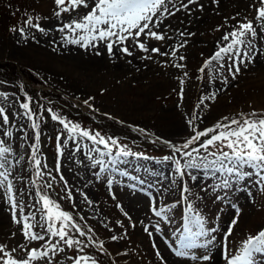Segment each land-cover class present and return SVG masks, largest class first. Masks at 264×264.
<instances>
[{"label":"rangeland","instance_id":"374dc122","mask_svg":"<svg viewBox=\"0 0 264 264\" xmlns=\"http://www.w3.org/2000/svg\"><path fill=\"white\" fill-rule=\"evenodd\" d=\"M89 3L92 4L93 0H89ZM253 3L254 0H166L165 6L173 14L169 15L163 8L157 14L162 16L161 22L169 27L157 30L150 25L153 31L164 35L165 39L157 41L142 33L138 38L129 37L123 44H119L116 38L112 37L107 42L114 41V48L121 45L128 47L132 55L114 48L112 55L104 51L98 60L96 54L85 55L86 58H94L100 66L101 71L94 72L86 66L75 64L74 59L49 61L42 55L43 52L34 49L38 44L46 47L48 42L53 48L59 44L73 46L74 44L68 41L77 38L76 34L68 30L61 32L59 29L64 23L73 19L79 20L89 9L80 8L77 11L62 13L58 18L54 15L55 11H58L55 0H0V61L18 70L27 68L45 82V85L39 88L33 90V85L32 89H29L28 98L32 108L35 109L37 95L41 96L39 91L52 89L72 101H77L82 110H77L60 100L55 104L48 101L46 106L42 105L44 109L41 123L39 122L43 134L42 145L37 152H33L34 149L26 136L30 118L25 114L27 110L21 107L22 96L17 93L14 82L0 81V107L5 108L9 117L7 125L2 123L0 117V140L4 141L3 146L11 149L4 157H0V163L5 165L0 168V172L8 173V179L0 186V246H4L5 251L20 259L27 258V252L32 248L43 251L59 239L52 237L41 227L46 225L47 216L41 200L42 185L35 178L31 162L35 153V161H41L39 167L36 165L37 173L48 186L51 185L47 190L59 204V209L71 212L87 229L91 228L92 232L87 230V236L93 235L92 238L97 244L103 241L104 249L89 244L80 252L75 247L67 248L61 242L58 248H63V251L58 250L55 254L50 251L48 257L32 261L31 264H73L69 257L79 255H87L95 259L97 264H109L108 258L112 259L114 264H160V260L155 256L153 243L165 258L166 264H196L187 257L176 256L173 251L178 246V237L183 229L186 204L181 199V182L177 181L175 185L172 183L176 179L174 165L164 157L173 156L174 150L170 145H182L194 135V128L202 131L222 121L224 117L238 118L241 113L247 116L253 111L264 112V55L255 59L257 52L264 48V35L258 36L255 41L253 61L241 64V70L235 78L229 72L233 63L230 56L212 61L204 72L200 71L222 45L216 44L218 38L231 32L238 22H244L245 17L253 20L256 15ZM157 14L153 21L157 20ZM209 14L216 16V21L206 16ZM193 16L195 18L192 19ZM29 17L34 25L39 24L45 31L27 26L25 21ZM36 17H39V20ZM185 17L190 19L187 24L189 31L195 19L202 17L209 20L206 25L199 27L197 33L191 31V35L183 37L181 33L184 29L178 24ZM217 17L221 19L217 20ZM233 17L235 19H232ZM254 23L259 31L260 22ZM13 26L17 31L11 30ZM20 28L24 29L23 36L19 32ZM49 39L50 41H47ZM107 42L99 44L107 46ZM137 42L145 43L149 50L159 48L160 53L167 55L144 52L136 46ZM97 44L98 42L92 43L90 46ZM30 46L31 48H27ZM90 46L83 48L89 49ZM173 51L176 55H172ZM180 56L185 59L180 60ZM177 64H183L184 67H175ZM22 81L27 82V78L23 77ZM53 114L68 123L69 128L74 125L79 127L74 132H69L59 120L52 119ZM194 116L196 119H193ZM189 121L192 123L189 124ZM141 129L143 131H140ZM81 130L93 135L99 132L105 138L116 139L119 146L142 153V157L146 156L148 159L143 158L142 163L145 164H142L139 159L128 157L121 163V157L120 163L109 164L106 168L105 171L111 174H101L99 165L92 166V159H102L107 155L99 157L97 152H91L92 159H89V150L98 145L81 136ZM6 132H11L12 135L6 136ZM57 137H60L59 153ZM203 139L205 138H201V142ZM109 144L111 146L110 141ZM198 145H190L183 151H191L192 148L199 147ZM200 154H205L203 149ZM114 156L115 153L110 158ZM175 158L181 159L182 162L187 159L181 157L180 153H175ZM132 166L140 167L144 172H134L131 170ZM113 168L119 169L122 174L113 171ZM191 171L200 174L197 182L185 177L193 193L190 197L193 207L205 217L207 228L217 229L212 233L215 241L210 245L213 259L202 264H226L223 257V237L235 216L233 205L239 207L241 212L233 235L229 238L232 253L239 251L249 235L254 236L264 229V184L257 183L258 177L253 174L244 181L234 182L228 189L214 190L213 186L219 182V174L213 177L211 174L206 176L203 170ZM89 175L93 178L102 176L105 182L99 179L98 182L105 189L107 187L111 190V193L117 194L120 191L117 196L114 195L113 209H118L117 204L124 201L121 194L142 197L141 192L132 188L136 181L153 185L151 187L155 189L151 191L155 195L149 200L143 198L144 217L139 205H135L136 210L140 212L135 215V221L128 222L122 216H118L119 220L111 217L110 205H106V202L100 205L99 201L91 196L93 180ZM117 175L126 183H116ZM0 180H3V177H0ZM109 180L112 181L111 186L108 184ZM9 182L12 184L11 192L8 191ZM21 185L27 190L25 195L19 192ZM156 189L160 191L157 196ZM13 203L17 205L15 209L12 207ZM154 204L157 209H171L166 213L167 219L153 214L151 205ZM172 205L175 207H171ZM14 214L19 223L14 222ZM25 217L27 223L34 225L32 230L44 235L45 240L29 241L24 237ZM36 217H41L42 220L36 222ZM117 221L121 223L118 224ZM144 222L150 223L153 229L159 225L165 234L160 238H147L143 230ZM69 232L73 238L88 244L87 238L80 237L70 226ZM114 235L118 237L115 241L111 239ZM195 251L197 255L206 253L205 249ZM253 264H264V253H255Z\"/></svg>","mask_w":264,"mask_h":264},{"label":"snow or ice","instance_id":"6c2138e0","mask_svg":"<svg viewBox=\"0 0 264 264\" xmlns=\"http://www.w3.org/2000/svg\"><path fill=\"white\" fill-rule=\"evenodd\" d=\"M194 2V0H189ZM58 11H55L54 15L60 17L62 13H69L77 11L80 8L89 9L85 15L79 20L73 19L69 23H64L59 31L64 32L68 30L71 33L76 34L77 38L71 39L70 43L80 44L82 47H89L93 41H108L110 38L115 37L116 42L123 44L129 37L138 38L142 33L146 36L162 41L165 39L164 35L158 34L152 30V27H157L158 24L153 21V17L160 12L163 8L164 12H168L169 15L173 14L169 12L166 5V0H93L90 4L89 0H55ZM258 5V6H257ZM187 7V5H184ZM252 7L255 8L256 15L253 20L244 18V22H238L231 32L226 33L223 37V41H230L226 46H220L219 50L205 62L204 67L200 69L201 72L205 71L212 61H219L223 56H230L233 59L232 65L229 67V72L232 73L233 78L240 72V65L251 63L254 59L252 53L254 51V44L258 36L264 35V0H254ZM39 20V17H36ZM232 19H235L233 17ZM260 22L259 31L254 23ZM25 24L27 26L36 27L39 31L45 30L39 26V24H33L32 18L29 17ZM150 25L152 27H150ZM12 31H17L13 28ZM135 30V31H133ZM147 30V32H146ZM20 34L24 35V29H19ZM82 33V34H81ZM183 35V33H181ZM137 47L144 52H153L162 55L167 53H160L159 48H149L143 42H137ZM183 45H181L182 47ZM114 42H107V50L110 55L113 54ZM245 49L241 51L240 49ZM123 53L131 56L132 52L128 47H122L119 49ZM99 54V53H97ZM172 55H176L173 51ZM150 58V57H148ZM180 60H184L185 57L180 56ZM175 67L182 68L183 64H177ZM186 75V73H185ZM227 83V80L224 81ZM183 85V80H181ZM181 98H183V88L181 89ZM87 103V101H85ZM203 103V100H201ZM21 107L26 111V115L31 119L32 113L28 103H22ZM0 117H2V123L7 125L9 123V117L6 114V110L0 107ZM53 120H59L64 125L65 129L69 132H74L79 126L74 125L69 128V124L63 119H60L57 115H52ZM193 119H196L194 116ZM192 121H189L191 124ZM39 125L35 122L32 123V128L37 129ZM140 131H143L141 129ZM194 135L184 142L180 146L170 145L173 148V156L164 157L165 160H170L174 165V173L176 179L172 181L175 185L177 181L181 182L180 194L181 199L185 202V215L183 229L178 237V246L173 249L175 255L178 257H187L196 264H202V262H209L213 259L210 245H213L215 241V233L217 229L207 228L205 217L193 207V203L190 197L193 196L191 188L189 187L188 180L185 177H189L191 181L195 182L197 176L192 173L191 170H203L205 175L211 174L216 177L219 174V182L213 186V189H228L234 182L238 183L244 181L247 177H251L253 174L258 177L257 183L264 184V112L257 113L255 111L245 116L243 113L238 118L224 117L222 121H218L212 127H208L202 131L193 129ZM6 136H11V132H6ZM80 135L93 141L94 144L103 145L107 152L102 151L100 148H92L89 150V159H92L90 153L97 152L99 157L112 156L113 148L116 146L115 156L110 161L104 159H92V166H100V172H104L109 164L115 165L121 157H142V153L133 152L127 149L126 146H119L117 140L111 137L105 138L100 135L99 132L90 134L88 131L81 130ZM201 138L203 141L201 142ZM36 139L39 141V133H36ZM58 153L61 151L59 140L57 137ZM111 142V146L109 144ZM169 143V142H165ZM199 144V147H194L191 151H183L188 149L190 145ZM4 141L0 140V157H4L5 153L11 151L9 147H5ZM35 148V146H33ZM201 149L204 151V155H201ZM214 149V150H212ZM227 149V150H225ZM79 150V148L77 149ZM175 153H180L181 157H185L183 162L181 159L175 158ZM196 153V155H193ZM144 159L148 157L144 156ZM36 165L39 167L41 161L36 160ZM4 163H0V168H4ZM246 169H250L246 170ZM39 174V173H38ZM126 175V173H125ZM0 186H3L4 181L8 179V173L0 172ZM63 179V177H61ZM111 186L112 181H108ZM51 185H49L50 187ZM8 191H12L11 182L8 183ZM199 199V196L196 197ZM219 199V197H217ZM43 201V207L46 211L47 223L41 225L46 233H49L52 237H58L56 243L51 244L50 248H45L43 251L37 248H32L27 252V258L17 259L13 257L9 252L5 251L4 246H0V262L2 264H31L32 261L42 259L49 256L51 251L55 254L58 250L63 251V248H58V245L62 242L67 248H77L80 252L84 251L85 247L89 244L95 245L101 250L104 249L103 241L98 244L93 240L92 236H87L86 232L81 229L80 225L73 222V217L64 211L59 210V206L51 201L46 195L41 196ZM15 209L17 205L12 204ZM117 207L121 206L117 204ZM171 207H175L172 205ZM235 208V216L231 220L225 235L223 237V257L226 264H253V256L255 253H264V229L258 231L256 235H249L239 248L237 253H232L229 248V238L233 235L234 228L238 223L240 216V208L233 205ZM170 208L160 207L157 209L155 204L152 207V212L156 217H162L167 219L166 213ZM125 216L128 214L125 212ZM14 222L19 223L15 214L13 216ZM35 219V217H33ZM130 219V217H129ZM120 224V221H117ZM58 225V226H57ZM69 226L79 234L80 237H86L88 244H85L83 240L75 239L70 235ZM134 226V225H133ZM33 224L27 223V217H25V223L23 224V235L29 241H43L45 236L41 235L32 229ZM144 232L152 237L153 232L149 230L148 226L144 227ZM155 231L159 232L160 227L157 225ZM88 232H92L89 228ZM113 241L117 240V236H112ZM155 249V256L160 260V264H166L165 258L153 243ZM205 249V254L197 255L195 250ZM13 251H15L13 249ZM73 261V264H97V261L87 255H79L77 257H69Z\"/></svg>","mask_w":264,"mask_h":264},{"label":"bare ground","instance_id":"6f19581e","mask_svg":"<svg viewBox=\"0 0 264 264\" xmlns=\"http://www.w3.org/2000/svg\"><path fill=\"white\" fill-rule=\"evenodd\" d=\"M242 1L247 2V0H242ZM206 16L211 17L213 21H216V16L210 15V14L206 15ZM188 17H190V15H188ZM161 18H162V16L159 15L157 17V20L154 21L158 24L157 27H154L157 30L165 29V28L169 27V25L166 26L165 23L161 22V20H162ZM193 18H195V16H193L192 19ZM164 19L166 20V18H164ZM220 19L221 18L217 17V20H220ZM189 20H190L189 18L185 17L183 19V21L180 24H178V25H181L184 29V30L182 29L183 30L182 31L183 37L191 35L190 34L191 31L197 33V31L199 30V27L206 25L208 23L209 18H202L201 17V18H197L194 21H192V27L190 28V31H189V28L187 26ZM49 40H47V41H49ZM229 42L230 41H223L222 38L220 37L217 39L216 44L219 45L222 43L221 46H226L227 43H229ZM49 44H50V42H48V45L46 47H42L40 44H38V45L34 46V49H36L39 52H43L42 55L45 56L49 61H52V62H55L58 60L64 61V60L74 59V60H76V61H74L75 64L86 66L87 68L93 70L94 72H100L101 71L100 66L95 62V59H85L84 57H82L84 55H81V52L76 45H73V46L69 45V46H62V47L57 46V47L53 48ZM27 48H31V46L27 47ZM263 55H264V48L261 49L257 55H255V59H259V58L263 57ZM78 60H80V61H78ZM193 174H195L197 176V180L195 181V182H197L199 180L198 176L200 174L198 172H193ZM26 191H27L26 188L23 185H21L19 188V192L25 195ZM118 193L116 194V193L109 192L107 189L104 188V186L101 183H98V182H94L92 185L91 194H92L93 198L95 200H98L102 204L104 202H106L105 203L106 205H110L111 216L114 219H116L118 216H123L126 220H128L130 217V220L133 221L135 218V215L140 214V212L138 210H136L135 205H139L141 207V214H142V216L144 215V209L142 207L143 197L136 198L134 196L121 194L120 196L124 199L125 204H121L120 205L121 207L119 209H113L114 195L117 196ZM125 212L128 214L127 216L124 215ZM141 238H142V236H141ZM141 243L143 244V239H142ZM138 245L142 246L141 244H138ZM168 252L170 253L169 250H168ZM164 255L166 256L165 250H164Z\"/></svg>","mask_w":264,"mask_h":264}]
</instances>
